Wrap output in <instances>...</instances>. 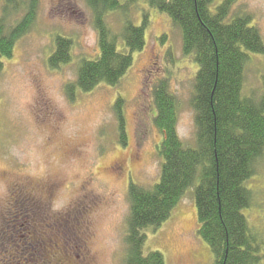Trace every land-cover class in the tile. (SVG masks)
<instances>
[{"label":"rangeland","instance_id":"1","mask_svg":"<svg viewBox=\"0 0 264 264\" xmlns=\"http://www.w3.org/2000/svg\"><path fill=\"white\" fill-rule=\"evenodd\" d=\"M132 4L138 25L143 11L149 14L147 43L115 86L78 91L74 100L67 94L66 86L76 81L82 60L100 53L86 0H41L32 29L18 41L13 57L5 59L0 74V264H18L26 254L37 259L44 252L40 245L52 241L64 251L82 245L91 264H125L129 185L150 187L161 176L158 150L163 133L154 124L153 98L159 80L167 79L179 100L180 137L195 145L192 98L199 65L184 54L181 30L168 15L145 0ZM238 10L252 14L264 39V0H239L234 6ZM20 17L14 15L10 22ZM109 20L120 32L121 13ZM59 35L73 40L72 56L53 68L49 58ZM263 66L264 55L248 64L245 93H259ZM120 97L125 145L119 142L115 111ZM248 186L254 200L245 214L264 241V156ZM20 222L24 226L17 225ZM198 229L197 206L189 190L167 221L146 229L145 254L160 251L166 264H214Z\"/></svg>","mask_w":264,"mask_h":264},{"label":"trees","instance_id":"2","mask_svg":"<svg viewBox=\"0 0 264 264\" xmlns=\"http://www.w3.org/2000/svg\"><path fill=\"white\" fill-rule=\"evenodd\" d=\"M128 2V0H126ZM139 0H86L99 34L97 58L84 59L77 79L66 86L74 100L78 91L100 84L117 85L146 46L149 14L134 22L130 4ZM143 1V0H142ZM168 15L181 30L183 52L199 65L192 106L196 141L189 145L178 132L179 100L167 79L153 88L154 124L162 131L158 153L161 176L150 187L131 182L125 264H166L160 251L145 254L146 229H157L171 216L187 191L193 190L199 235L214 255V264H264V241L245 214L253 202L249 180L264 156V66L259 93H245V72L254 56L264 55V39L246 10L234 11L239 0H145ZM41 0H0V74L18 41L35 24ZM123 19L120 32L109 20ZM21 15L16 23L10 20ZM122 41V49L119 42ZM73 40L57 36L49 64L58 68L71 60ZM123 98L115 104L119 142L127 143Z\"/></svg>","mask_w":264,"mask_h":264},{"label":"flooded vegetation","instance_id":"3","mask_svg":"<svg viewBox=\"0 0 264 264\" xmlns=\"http://www.w3.org/2000/svg\"><path fill=\"white\" fill-rule=\"evenodd\" d=\"M18 224L24 226L21 222L17 223V225ZM79 245L77 247H72L70 250L68 248L64 251L62 245L52 241L49 245H40L43 246L44 252H42V255L39 258L36 259L35 256L29 257L26 254L22 256V258H18V264H76V260H80L78 264H91L88 257L81 249L82 245ZM47 247H53L54 249L52 251L47 249Z\"/></svg>","mask_w":264,"mask_h":264}]
</instances>
